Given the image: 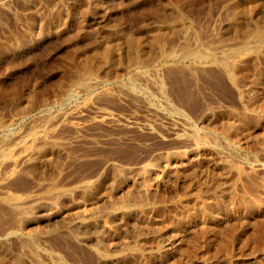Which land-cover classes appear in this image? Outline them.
<instances>
[{
  "label": "rangeland",
  "instance_id": "1",
  "mask_svg": "<svg viewBox=\"0 0 264 264\" xmlns=\"http://www.w3.org/2000/svg\"><path fill=\"white\" fill-rule=\"evenodd\" d=\"M0 264H264V0H0Z\"/></svg>",
  "mask_w": 264,
  "mask_h": 264
},
{
  "label": "bare ground",
  "instance_id": "2",
  "mask_svg": "<svg viewBox=\"0 0 264 264\" xmlns=\"http://www.w3.org/2000/svg\"><path fill=\"white\" fill-rule=\"evenodd\" d=\"M161 37V36H160ZM159 40V39H158ZM163 40V39H162ZM161 41V40H160ZM109 56V55H108ZM90 73V72H89ZM214 79V78H213ZM124 191V190H123ZM82 206H84V205H82ZM78 208V207H77ZM86 209V208H85ZM84 209V210H85ZM76 210V209H75ZM87 210V209H86ZM80 212H81V210H79ZM79 211H78V213H79ZM77 213V212H76Z\"/></svg>",
  "mask_w": 264,
  "mask_h": 264
}]
</instances>
